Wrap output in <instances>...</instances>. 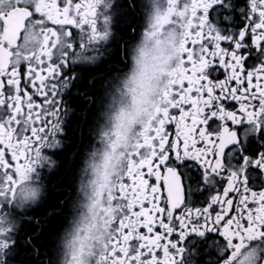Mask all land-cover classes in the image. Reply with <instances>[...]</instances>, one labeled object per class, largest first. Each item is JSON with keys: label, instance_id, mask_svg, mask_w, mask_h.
<instances>
[{"label": "snow or ice", "instance_id": "obj_1", "mask_svg": "<svg viewBox=\"0 0 264 264\" xmlns=\"http://www.w3.org/2000/svg\"><path fill=\"white\" fill-rule=\"evenodd\" d=\"M99 3L0 0V183L9 194L59 130L62 68L76 52L70 38L88 29L89 42L101 40ZM224 3L168 0L169 22L182 30L179 69L109 193L116 209L105 220V264H182L179 242L208 231L227 242L222 264H264V184L251 186V173L264 175V150L249 154L254 137L247 131L264 129V63L247 70L241 54L246 38L264 47V0H250L249 23L236 36L210 21V10ZM32 22L40 25L39 55L21 57L17 49ZM61 36L66 48L57 55ZM189 184L215 194L206 206L190 208Z\"/></svg>", "mask_w": 264, "mask_h": 264}, {"label": "flooded vegetation", "instance_id": "obj_2", "mask_svg": "<svg viewBox=\"0 0 264 264\" xmlns=\"http://www.w3.org/2000/svg\"><path fill=\"white\" fill-rule=\"evenodd\" d=\"M124 2L125 0H100L98 4L97 31L103 32L105 25L108 24L112 30V35L108 40L89 42L90 30L84 29L82 32L74 30L70 42L74 45L76 52L69 54L70 61L62 68L66 87L60 93L62 107L60 108L59 130L52 140L40 150L39 155L33 157L29 164V168L32 171L28 174L27 179H18L14 190L10 194L6 185L0 183V192L6 193L5 196L0 197V227L6 224L16 225L11 232L3 237V239L10 242V246L0 253V264H24V254L21 255L19 245L21 244L25 248L24 237L33 236L28 233L27 227L31 224L41 227L39 211L47 204L52 192L64 189L61 181L80 148V145H78L74 149L70 158L71 162L62 171L63 154L72 150L73 146L71 129L75 130L78 127L76 126L77 120L81 117L77 101L80 99L84 100V95L89 94L93 87V81L99 79L102 81L101 89L99 98L96 101L92 121L88 128L90 129L88 143L83 148L79 158L66 220L57 235L55 254L53 253L50 258V264H60L61 258H66L65 241L68 239L73 225L77 222L79 214L85 210V197L81 194L83 181H81V191H77V183L80 180V170L85 155L96 143L98 129L104 122L100 113L105 111L109 97L113 95L115 87L119 84V76L115 77V75L124 72L131 66L129 61L130 48L139 39L142 30L147 27L146 21L150 17L153 8L155 6L161 9L165 7L164 0H136V4L134 1L128 0L132 13L136 15V21H132V14L128 12L129 8ZM249 15L250 0H225L224 5H217L210 10V21L221 34L236 36L249 23ZM105 19H107V23H105ZM39 28L40 25L36 22L27 25L24 39H22L20 47L17 49L18 55L25 57L40 46ZM124 28L130 29L129 37L123 35L122 30ZM66 43L67 38L61 36L58 40L57 55L65 50ZM245 43L247 46L241 50V54L245 56V68L252 70L254 67L264 63V47L256 48L247 38ZM81 44L85 46L82 49L80 48ZM118 46H121L122 66H118L113 70L111 67L115 66L114 57ZM224 46L226 44L222 43V47ZM97 57L98 59H96ZM106 64H109V70H106ZM104 68L105 70H103ZM21 71L23 72V67ZM85 72L90 73L87 89L84 88L86 85ZM213 74L218 75L219 73L214 72ZM110 78L112 79L111 82H109ZM220 78L223 79V75H220ZM21 82L23 84V79ZM34 99L36 98L34 97ZM142 129L141 125H135L130 132L128 144L115 150L110 164L113 168L112 174L116 177V182L113 185L110 178L109 182L100 190V199L102 201L107 200V204L101 203L99 208L96 209L99 225L93 229L89 245H85V254L82 256L84 264H105L106 230L108 229L105 225V220L106 218H111L112 213L116 209V206L112 204L109 198V193L115 190L122 176L121 172H125L129 160L128 152L136 142ZM247 131L254 137L250 144L249 154L256 150H264V129L261 130L260 134L255 133L252 127H249ZM96 147H99V145L97 144ZM47 158L49 162L55 161L56 166L50 167L49 162H46ZM191 166L198 168L195 164ZM182 171L186 170L182 169ZM251 175L253 179L251 186L257 190L260 189L262 184H264V175L259 177L255 173H251ZM36 183L43 186V194L40 200L33 205L26 202V197L29 186ZM214 194L209 186L202 184L199 188H196L189 184L186 190V204L190 208L204 207ZM51 214L52 211L50 212ZM25 232H27L26 235H24ZM176 239L178 240L179 237ZM26 242L29 243V240ZM179 246L184 249L182 264H222L228 255L227 242L219 233L212 231L205 232L203 235L190 233L184 240L179 242Z\"/></svg>", "mask_w": 264, "mask_h": 264}, {"label": "clouds", "instance_id": "obj_3", "mask_svg": "<svg viewBox=\"0 0 264 264\" xmlns=\"http://www.w3.org/2000/svg\"><path fill=\"white\" fill-rule=\"evenodd\" d=\"M164 4L163 9L158 6L153 8L146 21L147 27L131 46L129 51L131 66L120 73L122 75H115L119 76V84L109 97L105 111L100 113L104 122L98 129L96 143L85 155L80 180L77 183V191H81L83 181L81 194L85 197V210L79 214L65 241L67 259L61 258L60 264H84L82 256L85 254L88 235L99 225L96 209L101 203L107 204V200L100 199V190L110 178L113 185L116 182L110 164L115 150L128 144L130 132L135 125L144 127L161 101L162 92L171 78L170 74L179 69L182 30L178 23L169 22L168 0H164ZM99 34L101 41H106L112 35V30L106 24L104 31ZM39 51L40 46L35 48L32 54L38 56ZM111 81L110 78L109 82ZM97 144L99 147H96ZM46 162H49L48 158ZM49 164L50 167L56 166L55 161H50ZM31 171L29 167L25 168L22 179H27ZM42 194L43 186L39 183L30 185L26 202L35 205ZM15 226L6 224L0 227V253L10 246V242L3 237ZM82 232L84 235H81ZM109 234L108 228L106 239Z\"/></svg>", "mask_w": 264, "mask_h": 264}, {"label": "trees", "instance_id": "obj_4", "mask_svg": "<svg viewBox=\"0 0 264 264\" xmlns=\"http://www.w3.org/2000/svg\"><path fill=\"white\" fill-rule=\"evenodd\" d=\"M131 1H134L135 4L137 3L136 0ZM124 4L127 5V8H129L128 12L132 14L131 20L136 21V15L132 13L128 0H125ZM122 33L124 36L129 37L130 29L124 28L122 30ZM122 59L123 57L121 46H118L116 56L114 57L115 66H112L111 69L115 70L116 67H121ZM105 68L106 70H109V64H106ZM105 68L103 70H105ZM84 75L86 78V85L84 86V88L87 89L88 81L90 80V73L85 72ZM101 82V80L95 79L93 81V87L91 88L90 93L84 95V100L80 99L79 101H77V106L81 112V117H79L80 119L78 118L77 120L76 126L78 127H76L75 130L71 129V133L73 135V146L72 150L63 154L64 162L62 165V171L64 170L65 166H67L68 163L71 162L70 158L74 149L77 148L78 145H80V148L75 155L70 168L67 170L61 181L64 189L62 191L60 190L58 192H52L51 197H49L47 201V204L39 211L41 218V227H37L35 224H31L29 227H27L28 233L32 234L33 236L24 237L25 248L21 244L19 245L21 255L24 254V264H50V258L53 256V253L55 254L57 235L65 223L70 199L72 197L71 193L73 192L74 188L76 168L81 152L85 145L88 143L90 133V129L88 128L92 121L96 101L99 98ZM51 211L52 214L50 215ZM39 231L40 233L38 234ZM26 234L27 232L24 233V235ZM27 240H29V243L26 242Z\"/></svg>", "mask_w": 264, "mask_h": 264}, {"label": "rangeland", "instance_id": "obj_5", "mask_svg": "<svg viewBox=\"0 0 264 264\" xmlns=\"http://www.w3.org/2000/svg\"><path fill=\"white\" fill-rule=\"evenodd\" d=\"M85 203H86V201H85ZM91 234H93V232L88 235V242L85 245H89V240H90ZM81 235H84V233L82 232ZM66 259H67V257H66Z\"/></svg>", "mask_w": 264, "mask_h": 264}]
</instances>
